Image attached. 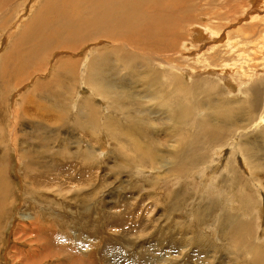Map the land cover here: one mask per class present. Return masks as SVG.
Masks as SVG:
<instances>
[{"label": "bare ground", "instance_id": "bare-ground-1", "mask_svg": "<svg viewBox=\"0 0 264 264\" xmlns=\"http://www.w3.org/2000/svg\"><path fill=\"white\" fill-rule=\"evenodd\" d=\"M26 1L0 0V19L7 22L13 10L14 16L18 18L24 15V9L27 12L30 7L25 5ZM230 3L227 0V5L234 7ZM260 3L264 4V0H256L255 2V4ZM15 4L16 8H14ZM255 4L253 5L255 6ZM240 5H245V3H240ZM203 6H205V3L197 5L195 0H47L41 4L36 14L28 18L25 17L26 14L22 16V18L24 17L22 19L23 22H21V24L23 23V32L15 35L10 50L0 58V127L3 133L6 135L10 134L9 129L7 130L4 124L3 113L11 106L14 109L12 114L11 112L9 113V117L16 123H14L15 126L18 127L22 123L24 126L28 125L30 130L33 129L31 132L22 133L25 136L30 138L36 136L35 138L37 140L41 138V141H59L63 139L60 134L61 129L68 128L69 119L66 118L70 116H68V113L71 108H74V105L71 104L73 94L66 91L70 86L64 84L65 86L59 87L60 89L65 88L64 94H62V91H60L61 94L55 91L58 96L56 100L51 99L50 104L54 107L60 101L58 104L60 108H56L60 109L63 114L65 113V117L59 119L55 118V115L49 118L52 112L47 108L46 103L42 105L39 102V99H43L39 92L37 95H33L38 84H35L31 88L32 90L29 88L25 93L20 92L21 94L17 95L14 102L11 101L9 106L8 101L6 106V96L4 94L7 88H11V86H14L13 89L19 88L21 86L20 83L26 79L23 75L27 71L32 70L36 74V71L42 66V61L47 51L50 52L57 46L76 50L81 45L102 41L101 44H96V46H101L96 48L95 57H90L88 54L83 59L68 58L66 60H57V62L61 63L54 70L56 77H58L55 82L56 86L58 87L64 82L70 84L75 75L79 78L81 74L85 73L83 83L86 82L90 87L84 84L81 86V90L92 89L99 95L108 98L112 103L110 111L108 106H105V110L102 112L103 116H105V119H102V124H104L102 126L111 135L117 137L113 141L114 143L121 140L119 137H122L121 150L116 148V154H113L114 158L118 160V169L120 171L129 170L132 173L138 165L140 166L138 168L139 171L150 168L156 172V175L160 173V170H164L170 176L169 179L171 181L174 179V182L177 181V183L184 180L188 181V179L191 180L190 176L192 175L194 181H196V189L198 191L201 192L206 188L210 195L214 194L218 197L220 194L219 196H225L224 200L227 201L230 207V209L228 208L229 213L228 215L224 213L213 216L211 222L214 229L213 234L218 233L217 225L219 224L215 225L214 223L219 215L221 217L220 220H222L221 222L218 219V222L221 223L220 233L227 235V240L230 242L229 249L231 247L239 251L245 249L244 256L237 254L235 260L238 259L237 262L241 261L244 264H264V245L259 244L261 241L264 242V186L259 172L251 173L250 169L247 172V168H251V164H253L252 168L256 166L264 167L262 162L264 160V78L256 80L259 74L264 73V67L258 68L255 57L250 56L249 51L251 50L247 47L249 44L247 38L246 41L239 43V45L238 39L235 42L226 39L224 44L232 52L236 60L231 66L230 62L225 63V67L222 70L220 67H211L205 68L207 70L197 71L195 67L191 68L186 65L185 60L193 61L196 57L191 56L192 54L181 56V52L179 53V50L182 49L181 45L188 50L190 47L187 45L194 46V43L205 44V40L217 36L214 32V34H209L211 33L209 30L204 32L199 26L201 23L195 22V16L201 15L195 14V12ZM254 10L244 9L248 14L252 12V16L254 15L253 17L257 21L260 17L258 13L261 12L257 11L254 13ZM223 15H226V12ZM188 22L190 23L187 25V30L192 27L190 32L193 43H187L188 39L183 31L186 30L184 24ZM12 27H15V24ZM247 29L249 28H246V31ZM251 30L254 32L255 27H251ZM262 30L264 31V29ZM241 33H243V30H241ZM262 35L257 36L256 39L258 40L253 42V46L259 52H264V38L261 37ZM103 43L105 45H102ZM214 46L213 44L208 45V47L205 46L204 51L210 50L213 57L217 55L219 50L215 51L213 49ZM88 47L90 48V46ZM89 48L87 50L90 53L91 49ZM134 50L145 51L142 54L149 55V58L155 59V62L150 64L146 56L134 53ZM201 54L198 60L206 64L209 61V57L202 52ZM197 55L195 54V56ZM233 57H230V59ZM83 60L86 61V65L80 69V64ZM257 69L259 70L257 71ZM85 70L88 72H84ZM122 70H126L127 75L121 76ZM205 72L211 76L205 77ZM19 75L20 79L21 77L23 79L18 80V77L15 80L14 78ZM186 76L189 78L190 83L188 84ZM198 76H200V79L194 80ZM240 78H243V80L241 83H237L235 79ZM127 79H132L133 83L130 84ZM210 79L216 82H210ZM144 80L146 81V87L147 85L150 86L147 91L151 90L152 93L140 88L144 85ZM225 89L233 97H237L238 94L243 97L236 100L230 99L231 96L226 98L222 96ZM94 92L89 91L88 95L82 98H80L81 95L79 93L81 106L77 115L80 114L79 116L83 120L85 118V121L83 123L77 121V123L78 130H82L84 133L81 142H85V145L82 147L80 143H77L74 151L68 152L67 145L62 146L61 144V147L67 150L65 153L70 158H73L72 160L78 159L80 161L82 171L70 165L71 167L68 171L65 173L60 172L64 176L74 178L77 174H75L76 172L73 173V171H80L83 174L88 167H91L94 154V148L91 143L97 138L96 135H99L100 126L96 120L97 118L99 120L101 116L98 107L95 108L92 105ZM172 96H174L175 100L171 99ZM99 100V106L101 107L104 105V101L102 99ZM22 102L24 105H21ZM47 102L49 101L47 100ZM41 113H44L46 117L48 116V119L46 117L40 119L39 115ZM31 114L35 115L32 117ZM141 123L144 126L143 128H140ZM51 124H55L54 129L49 127L54 126ZM47 127L49 130L45 132L44 129ZM94 128H96V131ZM133 130H136V132L134 133ZM154 130L156 133L164 132L165 136L162 138L149 137ZM12 132L14 131H11V135ZM104 132L106 133L105 130ZM103 136L108 138V135L102 132ZM14 138L17 137H11L12 147L15 152H19V159L16 158V162L18 165L23 166L22 168H24L27 178L28 168H25L23 161L28 158L29 154L19 151ZM64 139L67 142L72 139H75L74 142H79L80 140L76 136H68L64 137ZM65 140L64 143L66 142ZM4 141L1 142L6 146L7 141ZM41 141L37 142L40 143L37 149L32 147V145L30 146V148H35L39 154H42L45 148L52 146V143L48 142L49 144L45 145ZM226 146H229L228 154L230 156L228 155L227 162H224L227 155H225L226 152L223 149ZM163 147L166 149L164 148V150ZM1 149L6 152L3 148ZM48 153L55 155L50 150ZM59 154L60 152H58ZM59 157L67 159L65 155H59ZM79 161L77 162L78 164ZM237 164L239 168L236 166ZM111 170L109 169V171ZM188 171L189 174H187ZM222 171L227 172L221 177H225V183H222L220 179L217 182V176ZM237 175H239V178L236 182ZM184 176L186 177L183 178ZM241 177L245 178V180L242 181ZM8 183H11L10 179L0 167V222L3 219V211L7 203V195L9 194ZM38 184L39 182L31 185L37 195H39L36 193ZM28 192H30L29 188ZM84 192L83 197L87 198L86 190ZM185 193L177 190L171 194L170 197L173 198L172 205L174 208L184 198ZM255 197L260 202H256ZM70 199H74L73 194ZM213 202L215 201L213 200ZM191 203L193 204L194 202L192 201ZM83 204L85 205L86 201ZM214 206L215 208H213L216 209V203ZM205 207L208 208L207 205ZM232 207L237 208L236 213H233L234 209ZM83 208L84 213L78 212L81 217H85L89 211L87 206ZM200 217H203V215L201 214ZM248 219H250L251 225L254 224L257 229L254 232L255 237L252 238L255 243L252 242V245H249L248 241L246 242L243 237V235L249 234L247 232ZM209 224L206 223L204 225L207 227ZM179 229L180 231L185 230ZM183 235L185 236V234ZM197 236H200V233ZM171 239L175 240L174 238ZM174 243L177 242L175 241ZM177 244L181 245L182 243L179 242ZM48 247L44 246L38 260L34 259L32 261L40 262L47 257L59 258L56 253L62 252L54 247ZM131 247V242L122 243L123 250L130 251ZM37 254H39V251H37ZM134 257L138 259V255L131 256L130 260L132 263H135ZM139 258L142 259L140 260L142 263L143 254L139 253ZM65 259H61L62 262L57 264H66V262L64 263ZM247 259H249V262H246L248 261ZM76 261L79 264L80 262L85 264L81 257L76 258Z\"/></svg>", "mask_w": 264, "mask_h": 264}, {"label": "rangeland", "instance_id": "rangeland-1", "mask_svg": "<svg viewBox=\"0 0 264 264\" xmlns=\"http://www.w3.org/2000/svg\"><path fill=\"white\" fill-rule=\"evenodd\" d=\"M46 1L47 0H27L25 5L30 7L27 12L24 9L23 12L24 15L26 14L25 17L28 18L31 15L36 14L41 4ZM229 1L231 2V5H234V7H229L227 5V0H195L197 5H202L205 3V6L199 10L196 9L197 11L195 14L198 13L201 15L195 16V22L201 23L199 26H201L204 32L209 30V32L211 31V33L208 32L209 34L216 33L217 36H214L212 38L213 40L211 38L205 40V44L194 43V46L187 45L190 47L188 50L181 45L182 49L179 50V53L181 52V56H184V54H192L191 56L196 57V59L193 61L185 60V64L189 67H195L197 71H202L207 70L205 68L211 67H220L222 70V68L225 67V63L227 62H230L229 64L231 66L236 59H234L232 52H230V50L224 44L226 43V39L231 41L233 40L234 42L238 39L239 41H237L239 45V43L246 41V38L249 43L247 47H249V50H251L249 51L250 56L255 57L258 68L264 67V52L257 51V48L253 46V42L258 40L256 39L257 36L263 34L261 37L264 38V31L262 30L264 29V4H255L256 0ZM240 3H245V5L241 6ZM253 4H255V6ZM14 8H16V4ZM244 9L250 11L255 9L253 11L254 13L257 11L261 12L258 13L261 18L259 17V19L256 21V19L253 17L254 15L252 16V12L248 14V12L244 11ZM225 12L226 15H223ZM22 16L19 18L14 16L13 10L7 22L3 21V19H0V58L3 56V54H6L8 50H10V46L15 35L19 32H23V23L21 24V22H23L22 19H24V17L22 18ZM219 16H221L220 19H218ZM189 23L190 22L184 24L186 30L183 31L184 35L187 36V43H193L190 32L192 27L187 30V25ZM14 24L15 27H12ZM251 27H255L256 32H253ZM246 28L249 29L246 31ZM241 30H243L244 34L241 33ZM222 37L225 38L223 39ZM101 43L102 41H98L81 45L76 50H72L68 47L57 46L50 52L47 51V54L42 61V66L36 71V74L32 70L27 71L23 75L26 79L20 83L21 86L17 89H13L14 86H11V88H7L4 94L6 96V106L7 101L9 106L11 105V101L14 102L17 95L21 94L22 92L25 93L29 88L32 90L31 88L35 84H38L36 91L31 92H33V95H37L39 92L43 96V99H39V102L42 105L46 103L47 108L52 112L49 118H52L55 115V118L59 119L61 117H65V113L63 114L60 109H57L60 108L58 107L60 101L57 102L58 104H56V108L50 104L51 99L56 100L58 95L55 91H57L59 94H61L60 91H62V94H64L65 88L60 89L59 87H63L62 85L64 84L66 86H70L66 91L73 94V100L71 104L74 105V108H71L70 112L68 113V116H70L66 118L69 119L67 125L68 128L61 129L60 134L63 139L64 137L68 136H76L77 138H80V140L79 142H74L75 139H72L67 142L64 139L66 141L64 143L63 139L59 140V142L53 140L41 141V138H38V141L35 138L36 136L30 138L22 133L31 132L33 129L30 130L28 125L24 126L22 123L20 126L18 125V127H16V123L13 122L11 117H9V113L11 112L12 114L14 107L9 106V108L4 111L3 121L6 125V129H9L8 131L10 134L6 135L3 133L0 127V137H3L0 138V167L2 168L3 172L7 174L11 183H8L9 194L7 195V203L3 211V219L0 222V264H57L58 262H62L61 259L65 258L66 259L64 263L66 262V264H79L77 262L79 260L77 259L76 261V258L78 257H81L85 261V264H244L241 261L237 262L238 259L235 260V258L237 254L244 256L245 249H242L241 251L238 249H233V247L230 248L232 250L229 249L228 246H230V242L227 240V235H222V233H220L221 223L218 221L221 219V217L219 215L217 217V221L214 223L215 225L219 224L217 225L218 233L212 235L210 230L207 232L200 231V227L204 226L206 223L208 224L212 222L213 216L224 213H227L228 215L230 207L228 206L227 201L224 200L225 196H219L220 194L218 197L214 194L210 195L208 194L206 188H204L201 192L198 191L196 189V181H194L192 175L190 176L191 180L188 179L189 182L184 180L177 183V181L174 182V179L171 181L169 179L170 176L166 174L164 170H160V173L156 175V172L150 168L139 171L138 168L140 166L138 165L135 167L132 173H130L129 170L120 171L118 169V160L114 158L113 154H116V148L121 150L122 137H119L121 140L114 143L113 141L116 140L117 137L111 135L110 132L102 126L104 125L102 124V119H105V116H103L102 112L105 110V106H108L110 111L112 103L108 98L99 95L92 89H88L87 91L94 92V95L92 96V105L95 108L98 107L101 116L99 120L98 118L96 120L100 126L99 135L97 134V138L91 143L94 148V154L92 156L90 165L91 167H88L86 172L83 174H81L80 171H73V173L76 172L75 174L78 175H75L74 178L60 174V172L65 173L68 171L71 167L70 165H72V167L75 169L79 168L81 170L80 167H82V164L80 161L78 159L72 160L73 158H70L65 153L67 150H64V148L61 147V144L62 146L67 145L68 152L74 151L77 143H80L82 147L85 145V142H81L83 140L84 133L82 130H78L77 123V121L79 123H83L85 118L83 120V118L79 116L80 114L77 115V112H79L78 109L81 106V102H79V93L81 95L80 98L88 95L86 89L81 90V86L84 84L87 87L90 86H88L86 82L83 83L85 79L84 73L81 74L79 78H77L75 75V78L73 77V80H71L70 84L68 82H64L57 87L55 82L58 77H56L54 70H56L58 64L61 63L57 62V60H66L68 58L83 59L88 54L90 57L94 56L96 53V48L101 46H96V44ZM211 44L215 45L213 48L215 51L219 49L217 55L213 57L212 52L210 53V50L207 49L208 51H204V47H208V45ZM102 45L105 44L103 43ZM88 46H90V48ZM86 47L91 49L90 53ZM192 47L194 48L192 49ZM69 52L71 54H67ZM133 52L146 56L150 64L155 62V59H150L149 55L142 54V52L145 53V51L134 50ZM201 52L204 53L205 56L209 57V61L206 64L205 62L198 60L202 55ZM195 54L198 55L195 56ZM229 56L233 58L230 59ZM209 63L211 64L209 65ZM85 65L86 61L83 60L80 64V69H82ZM118 65H120V63H118ZM258 70L259 69H257V71ZM123 75H127L126 70L121 71V76ZM204 76L210 77L211 75H207V72H205ZM18 77V80L23 79L22 77L20 79V75L16 76L14 79L16 80ZM259 78H264V73L259 74L256 80ZM76 79H78V82ZM197 79H200V76L196 77L194 80ZM127 80L130 84L133 83L132 79ZM145 80L143 81L144 85L140 88L144 91H147L150 86L147 85L146 87ZM186 80L188 81L187 84L190 83L187 76ZM215 80L217 79L215 78ZM242 80L243 78L235 79L237 83H241ZM210 82L215 83L216 81L211 80ZM147 92H151V90ZM222 96L226 98L231 96L230 99L233 100L243 97L239 94L237 97H233L232 94L228 93L227 89H225V92L222 94ZM99 99L104 101V105L101 107L99 106ZM171 99L175 100L174 96H172ZM47 100L49 102H47ZM180 102L182 103V101ZM21 105H24L23 102ZM160 108L162 109V107ZM61 114L62 116L59 117ZM31 115L33 117L35 114ZM44 115V113H41L39 118L41 119L46 117V115ZM95 117H97V115H95ZM51 125L54 126L49 127L54 129L55 124ZM143 127L144 126L141 123L140 128ZM94 129L96 131V128ZM102 129H104L107 134ZM12 130L14 132H12L11 135ZM48 130V127L44 129L45 132ZM102 132L105 135H108V138H104V136L102 137ZM133 132L135 133L136 130H133ZM36 134L38 133L36 132ZM13 136L17 137L14 138V141L17 143L16 147L19 149V151L29 154L28 158L23 161L25 168H28L27 178L25 176L26 173L24 168H22L23 166L18 165L16 162L17 159H19V152H15L12 147L11 137L13 138ZM163 136H165L164 132L156 133L155 130L149 135V137L152 138H162ZM3 140H5L4 142L7 141L6 146L1 142ZM40 141L45 145L52 143L53 148L52 146L50 148H45L43 153L39 154L36 149L38 148V145L40 146V143H37ZM31 145L32 147H36V149L30 148ZM228 147L229 146H226L223 149L224 152H226L225 155H227V158H225L224 162H227L228 155L230 156V154H228ZM1 148L6 150V152ZM164 148L165 147H163V149ZM35 150L36 152H34ZM49 150L55 155H50V153H48ZM58 152H60V156L65 155L67 159L59 157ZM78 161L79 164L77 163ZM262 162L264 163V160ZM236 166L239 168L238 164ZM252 167L253 164H251V168H247V172H249V169L251 170V173L259 172L264 186V167ZM109 169L112 170L109 171ZM225 173L227 172L222 171L218 174L217 182L220 179L222 183H225V177L221 178L223 174L225 175ZM187 174H189V171ZM185 177L186 176L183 178ZM238 178L239 175L236 176V182ZM241 178L242 181L245 180V178ZM37 182H39V184L37 185L36 193L39 195L34 193L33 187L31 186ZM28 188L30 189V192H28ZM85 190L88 195L87 198L83 197ZM177 190H181L182 192L186 193L184 194V198L181 199L174 208L172 205L173 198L170 196ZM72 194L74 196L73 200L75 201L70 199ZM198 197H200L199 200ZM206 197H210V199ZM255 199L256 202H260L257 197H255ZM213 200L215 202H213ZM54 201L56 204H54ZM85 201L86 204L84 205L83 202L85 203ZM192 201L194 202L193 204L191 203ZM215 203L216 209H214ZM206 205L209 209L205 207ZM84 206H87L89 210L85 216L86 218L81 217L78 213L79 211L84 213ZM232 208L234 209L233 213H236L235 211L237 208ZM201 214L203 217H200ZM203 218H206L207 220L205 219L204 221ZM220 221L222 222V220ZM179 228L185 230L180 231ZM247 228V232L249 234L243 235V237L246 242L248 241L247 243L249 245H252V242L255 243L252 238L255 237L254 232H256L257 229L254 224L251 225L250 219H248ZM38 231L39 233H37ZM182 233L186 235L184 236ZM199 233L200 236H197ZM171 238L176 240L178 239L177 243L181 242L182 244L185 242L184 239L187 240L186 246H183L182 244V246H180V244L177 243H174L175 245L171 244V242H174ZM127 241L131 242L132 244L130 251L122 249V243H127ZM188 244L189 246H187ZM259 244L264 245V242L261 241ZM44 246H46V248L49 246L48 248L54 247L59 249L62 253L56 254L60 259L58 257H47L42 259L40 262H36L41 255V250H43ZM37 251H39V254H37ZM139 253L143 254L144 256L142 263L140 261L142 259L139 258ZM134 255H138V259L134 257L135 263H132L130 259L131 256L133 257ZM34 259L36 261H32ZM249 259H247L248 261L246 262H249Z\"/></svg>", "mask_w": 264, "mask_h": 264}, {"label": "crops", "instance_id": "crops-1", "mask_svg": "<svg viewBox=\"0 0 264 264\" xmlns=\"http://www.w3.org/2000/svg\"><path fill=\"white\" fill-rule=\"evenodd\" d=\"M189 225V224H188ZM211 225V223L209 224V225H207V227H205V225L204 226H202V227H200V231H204V232H207V231H211V233H212V235H213V232H214V229L212 228V225ZM189 227H190V225H189ZM165 232H168V231H165ZM186 235V234H185ZM178 240V239H177ZM177 240L175 239L174 240V242L176 241L177 242ZM184 241L185 242H183V246H186V243H187V240H185L184 239ZM174 242L172 243V244H174ZM189 242V241H188ZM182 245H180V246H182ZM187 246H189V244L187 245Z\"/></svg>", "mask_w": 264, "mask_h": 264}]
</instances>
